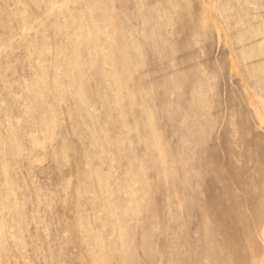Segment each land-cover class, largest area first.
Here are the masks:
<instances>
[{"label":"rangeland","instance_id":"1","mask_svg":"<svg viewBox=\"0 0 264 264\" xmlns=\"http://www.w3.org/2000/svg\"><path fill=\"white\" fill-rule=\"evenodd\" d=\"M0 264H264V0H0Z\"/></svg>","mask_w":264,"mask_h":264},{"label":"bare ground","instance_id":"2","mask_svg":"<svg viewBox=\"0 0 264 264\" xmlns=\"http://www.w3.org/2000/svg\"><path fill=\"white\" fill-rule=\"evenodd\" d=\"M116 166V165H115Z\"/></svg>","mask_w":264,"mask_h":264}]
</instances>
